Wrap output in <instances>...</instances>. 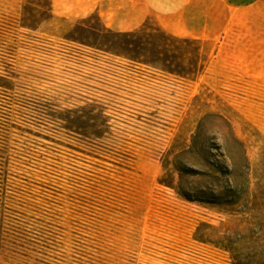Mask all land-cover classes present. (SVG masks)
<instances>
[{
    "label": "rangeland",
    "instance_id": "rangeland-1",
    "mask_svg": "<svg viewBox=\"0 0 264 264\" xmlns=\"http://www.w3.org/2000/svg\"><path fill=\"white\" fill-rule=\"evenodd\" d=\"M0 0V264H264V8L208 39Z\"/></svg>",
    "mask_w": 264,
    "mask_h": 264
},
{
    "label": "crops",
    "instance_id": "crops-1",
    "mask_svg": "<svg viewBox=\"0 0 264 264\" xmlns=\"http://www.w3.org/2000/svg\"><path fill=\"white\" fill-rule=\"evenodd\" d=\"M104 28L133 32L152 21L167 35L208 39L214 30H225L227 19L218 6L230 11L264 8V0H84Z\"/></svg>",
    "mask_w": 264,
    "mask_h": 264
}]
</instances>
